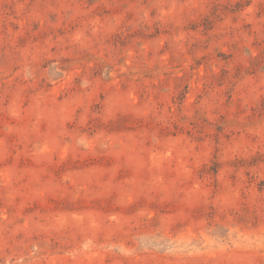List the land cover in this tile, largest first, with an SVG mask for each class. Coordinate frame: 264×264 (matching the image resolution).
<instances>
[{
	"label": "rangeland",
	"instance_id": "obj_1",
	"mask_svg": "<svg viewBox=\"0 0 264 264\" xmlns=\"http://www.w3.org/2000/svg\"><path fill=\"white\" fill-rule=\"evenodd\" d=\"M0 264H264V0H0Z\"/></svg>",
	"mask_w": 264,
	"mask_h": 264
}]
</instances>
